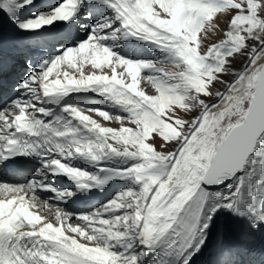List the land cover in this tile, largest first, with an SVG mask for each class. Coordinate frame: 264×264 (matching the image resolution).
Here are the masks:
<instances>
[{"label":"snow or ice","instance_id":"snow-or-ice-1","mask_svg":"<svg viewBox=\"0 0 264 264\" xmlns=\"http://www.w3.org/2000/svg\"><path fill=\"white\" fill-rule=\"evenodd\" d=\"M5 19L0 88L27 71L0 104V264H264V0H0Z\"/></svg>","mask_w":264,"mask_h":264},{"label":"bare ground","instance_id":"bare-ground-1","mask_svg":"<svg viewBox=\"0 0 264 264\" xmlns=\"http://www.w3.org/2000/svg\"><path fill=\"white\" fill-rule=\"evenodd\" d=\"M0 26H3V29H4V32H5V35H6V39H12V37H11V34H14V29L12 28V26L6 21V19L2 22V23H0ZM59 47V46H58ZM11 79H12V77H11ZM142 87H145V89H146V91L149 93V94H151L152 93V91H153V89L151 88V86L150 85H147V84H142ZM148 88H151L152 90L151 91H148V90H150V89H148ZM111 126H116V124L115 123H112L111 124ZM96 196H98V197H104V195H102V194H97ZM55 206V205H54ZM46 215H49L50 216V218H51V214L50 213H45ZM203 259V258H202Z\"/></svg>","mask_w":264,"mask_h":264},{"label":"rangeland","instance_id":"rangeland-1","mask_svg":"<svg viewBox=\"0 0 264 264\" xmlns=\"http://www.w3.org/2000/svg\"><path fill=\"white\" fill-rule=\"evenodd\" d=\"M225 19H226L225 17H221L220 20L217 21V23H219L221 28H223L225 26L224 25V20ZM220 38H222V35L221 34H216V35L212 36V42H215V41L219 40ZM234 67H237V68L240 67V61L239 60L234 62ZM226 79H231V77H226ZM148 89H150L148 91L152 90L151 88H148Z\"/></svg>","mask_w":264,"mask_h":264}]
</instances>
